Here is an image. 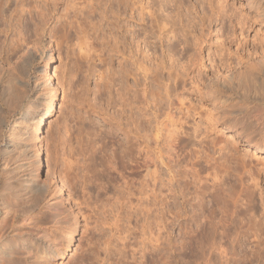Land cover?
I'll list each match as a JSON object with an SVG mask.
<instances>
[{
    "label": "rangeland",
    "instance_id": "rangeland-1",
    "mask_svg": "<svg viewBox=\"0 0 264 264\" xmlns=\"http://www.w3.org/2000/svg\"><path fill=\"white\" fill-rule=\"evenodd\" d=\"M52 2L53 0H9L2 5L0 73H11V68L28 58L27 75L19 79L20 87L25 86L28 90L24 100L25 106L45 97L47 90L39 91V87L46 79L43 68L47 62L48 43L52 46L54 54L47 66L51 75L55 79L57 76L61 77L59 70H62V64L67 72L62 84L58 85L57 79H54L56 96L47 117V124L38 133L33 130L31 132L33 120L23 122L19 114L7 116L0 147L7 143V137L14 129L16 131L22 128L23 133H30V138L20 140L21 146L27 150L29 161L24 160V157L17 158L18 172L12 176L5 174L0 163V179L3 181L10 177L8 182L18 186L22 180L28 179L46 187V193L44 192L34 215L27 219L26 224L18 220L17 226L27 225L28 230L35 227L36 232L41 231L46 235L45 243H50V239L64 238L63 226L70 222L73 238L67 251L56 260V264H75L81 255V246L87 245L89 228L94 224L93 218L84 219L90 210L80 203L84 192H88L92 200L95 196L91 184L82 185L81 179L85 169L81 168L92 165V158L89 160L90 156L86 151L91 149L93 140H96L95 134L103 131L107 125L103 120L104 114L87 113L86 102L82 105L80 103V106L77 105L78 101L74 104L70 102L72 92L69 90L67 75L71 71V63L66 58L67 49L64 44H59V37L48 36L51 29L57 25L56 19L65 12L69 0H59L60 5L55 11L52 10ZM34 5H39V9L49 8L53 11V19L43 37L39 39H35L32 33L33 23L37 22L38 9L28 14ZM220 5L224 8L223 14L217 13ZM175 6L180 8L176 9ZM156 15L159 19L169 22L170 18L166 19V16L176 19V15L178 19L176 23L167 25L174 30V35L169 38L160 37L155 27L148 22L147 28L152 32L148 38V55L151 61H161L164 65V70L157 75L160 80L158 87L151 81L155 78V64H150L149 90H160L163 96V100L157 104V111L149 106L148 112L152 118L150 131L153 133L155 127H159L161 144L170 124V115L174 118L182 117L175 111L178 98L182 97L183 107L191 109L186 118L182 117L183 131L192 135L194 127L197 126L198 138H203V144L209 145L210 141L222 142L234 156L244 155L245 163L242 164L237 159L230 160L227 164L228 173L217 193H214L210 186L205 190L201 200L204 217L198 207L199 199H191L194 195L193 185L189 187L182 209L179 204L183 199L169 198L166 208L170 212L165 216V226L158 241L157 230H149L148 221L137 212L139 207H133L135 212L130 222L132 235L126 239L132 248L126 249L128 260L122 264H264V143L259 142L263 146L258 148L254 146L259 140H264V0H176L175 3L165 6L162 11H157ZM31 16L33 20H30ZM126 21L130 23L128 34H119L126 38V43L130 42V36L135 34V47L142 25L129 19V13L122 15L120 25ZM22 37L33 41H28L27 45L21 41V48L15 49L16 53H11L10 45ZM169 73L171 80L168 78ZM95 79L93 77L88 81L89 101L95 96ZM165 90L169 94L167 100ZM112 92L115 95V91ZM101 103V98L96 97V104ZM108 110L112 112V109ZM168 112L170 114L167 116ZM124 121L123 117L122 123ZM122 137V133L117 135L119 140ZM212 150L211 156L217 158L220 153ZM70 154H74L78 159L77 169L80 170L79 172L75 169L80 178L77 183L72 182L74 187L67 183L68 179L64 178L63 170L66 161L68 165ZM37 156L41 160L39 170ZM180 160L181 165H187L183 167L186 172L200 173L201 176L207 172H197L198 168L208 167L203 161L198 165H191L183 161L182 156ZM212 163L214 162L211 161ZM3 175L8 177L4 178ZM113 176V186L116 189L124 187L123 182H127L131 189L130 200L136 205L141 177L132 174L121 177L117 172H114ZM255 178L258 179L257 187L254 186ZM184 181L189 182L191 178L188 176L180 182L173 181V187L176 188ZM207 183L210 184L211 180ZM58 186H61L63 191L61 199L57 191ZM165 194L171 196L169 192L165 191ZM55 212L58 215L53 218ZM177 213L182 216L178 218ZM192 218H196L195 222L191 221ZM59 219L62 220V226L58 223ZM200 223L206 231L197 228ZM209 223L215 227L210 228ZM143 224L144 229L141 228ZM181 226H185V229L181 230ZM103 228L105 231L102 234L94 235L95 239L99 237L98 242L101 243H98L99 248L95 249L96 258L92 257V264H120L114 247V237L111 238L110 248L106 253L103 252L102 242L110 237L109 229ZM208 240L219 244L211 250L204 243ZM222 249L227 251L224 253Z\"/></svg>",
    "mask_w": 264,
    "mask_h": 264
},
{
    "label": "bare ground",
    "instance_id": "bare-ground-1",
    "mask_svg": "<svg viewBox=\"0 0 264 264\" xmlns=\"http://www.w3.org/2000/svg\"><path fill=\"white\" fill-rule=\"evenodd\" d=\"M8 1L0 0V16L2 5ZM161 1L69 0L63 15L56 19V27L52 28L48 35L53 38L59 37L61 40L59 44H64L67 49L66 58L71 63V71L67 75L69 90L72 92L70 102L74 104L78 101V106L80 103L82 105L86 102L87 113L104 114L103 120L107 125L103 131L95 134L96 140H93L91 149L86 151L89 153V160L92 158V165L81 168L85 169L81 179L82 185L91 184L95 196L92 200L91 195L84 192L81 200H79L90 210L84 219L93 218L94 224L89 228L90 235L86 240L87 245L81 246L82 252L75 264H92V257L96 258L95 249H97L98 243H101L98 242L99 237L95 239L94 235L95 233L102 234L105 231L103 227H107L110 232V237L105 238V241L102 242L104 245L103 252L106 253L110 248L111 238L114 237L116 242L114 247H116L115 250L119 256L118 262L122 264V262L127 261L126 249L132 245L126 239L132 235L130 222L135 212L133 208L135 206L139 207L137 212L141 213L148 221V229L157 230V241L160 240L166 222L165 216L170 212L166 208L169 203L167 200L169 198L183 199L179 204L180 209H182L184 200L189 193V187L192 185L194 195L191 199H199L198 207L201 216L204 217L201 200L205 190L210 186L212 191L217 193L224 176L228 173L229 166L227 164L230 160L237 159L242 164L245 163L244 155L234 156L227 150L225 144L222 145V142L210 141L208 142L209 145L203 144V138H198L197 126L194 127L192 135L183 131L182 117L185 116L186 118L191 109L186 106L183 107L182 97L178 98V107L175 108L178 115H182V117L174 118L170 115V124L161 144L159 127L156 126L153 133L150 131L152 118L148 112L149 106L157 111L159 109L158 102L163 100L160 90H149L150 64L151 62L155 64L153 69L155 78L154 80L152 78L151 81L156 83L158 87H160V80L157 75L164 70V65L161 61H151L148 55V38L152 33L147 28L148 22H151L152 27H155L160 37L169 38L174 35V30L167 25L176 23V19H178L176 15V19L166 16V19L170 18L169 22L157 17V11H162L165 6L176 2V0ZM59 5V0H53L52 10L55 11ZM175 8L179 9L180 7L175 6ZM221 8L220 10L218 8V14H223L224 8L222 6ZM35 9H38L36 12L37 22L33 23L32 33L35 39H39L43 37L44 31L53 19V11L49 8L39 9V5H34L28 14H31V11ZM21 11L24 12L22 9ZM128 13L129 19L136 20L138 25H142L137 35L138 40L136 39L135 47V34V36L133 34L130 36L128 43L125 41L126 38L119 34L120 32L123 34L129 32L127 29L128 24H130L129 21L120 25L122 15ZM30 20H33L32 16ZM51 33L52 35H50ZM21 41L27 45L28 41L32 42L33 40L28 37L27 39L18 38L10 45L9 51L16 53L15 49H20L22 46ZM53 56L52 46L48 43L47 62L43 68L46 79L43 85L39 87V91L47 90L45 97L38 101H32L26 106L24 100L27 98L28 90L25 86L20 87L21 81L19 79L27 75L28 58L27 60L23 59L16 66H12L11 73L6 74V71L3 74L0 73V145L3 142L2 133L6 127L7 116L19 114L23 122L33 120V122L31 121L33 125L31 132L33 130L38 133L42 127L46 126L57 90L55 89V78L47 68ZM115 61L116 67L114 66ZM62 65L60 66L62 70H59L61 77L55 76L58 85L62 84L64 74L67 72ZM93 77L96 78L93 93L96 97L101 98L102 103L100 105H97L99 102L96 104L95 96L92 101L87 100L88 81ZM171 77L169 73V80ZM118 80L119 82H117ZM116 86L117 88H115ZM161 87L163 86L161 85ZM192 87L196 88L195 85ZM112 91H115V95ZM165 96L166 100L169 99L167 90H165ZM108 108L112 109V112H109ZM104 109L105 111H103ZM169 114L170 112L166 115ZM123 117L125 118L124 123H122ZM119 133H122L123 136L121 140L117 139ZM29 134L23 133L22 128H18L16 131L14 129L8 135L7 143L0 147V163L1 166L3 165L5 174L12 176L18 172L17 158L24 157V160L29 161L27 157L29 155L26 154L27 150L20 144L21 139L30 138ZM259 142L264 143V140H259L254 146L257 148L263 146ZM211 149L220 153L217 158L211 156ZM181 156L183 161L191 165H198L200 161H203L208 167L198 168L197 172L207 171L205 175L211 176V178H207L205 175V177L201 176L200 173L186 172L187 170L185 171L184 168L187 165H181ZM37 158L39 170L41 160L39 156ZM211 161L214 163L211 164ZM77 164H79L78 159L75 158L74 154H70L68 165L66 161L67 166L65 165L63 169L65 171L64 178L68 179L67 183L71 187L75 186L72 182H76L80 178L78 172H75ZM77 170L80 172L79 169ZM114 172L120 173L121 177L125 174L141 177L140 188L137 191L139 198L136 200V205H133L130 200L131 189L127 182H123L126 187L116 189L113 186L115 182ZM165 175L167 176L166 179ZM188 176L191 181H184L176 188L173 187V181L180 182ZM9 178L3 181L0 179V264H56V260L67 251L73 238L70 222L63 226L64 238H53L50 239L51 241L49 240L50 243H45V239H47L45 234L43 235L41 231L36 232L35 227H33L34 230H31V227L28 230L26 229L27 225L24 226L23 224H26L27 219L34 215L36 208L42 201L46 187L44 188L43 185L24 178L21 185L18 186L8 182ZM209 180H211L210 184L207 183ZM257 180L254 183L255 187L258 186ZM57 191L61 199L63 197L61 186H58ZM165 191L169 192L171 196L168 197ZM55 213H53V218L58 215ZM177 215L178 218L182 216L178 213ZM18 220L23 222L19 227L17 226ZM195 220L196 218H192L191 221L195 222ZM61 221V219L58 220L60 225ZM136 222L135 227L138 226ZM209 226L210 228L215 227L212 223H209ZM141 228H145L144 224ZM197 228L206 231L201 223L197 224ZM180 229H185V226H181ZM204 243L211 250L219 244L210 240L204 241ZM134 251H132V255H134ZM226 251L222 249V252L225 253Z\"/></svg>",
    "mask_w": 264,
    "mask_h": 264
}]
</instances>
